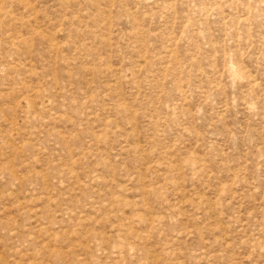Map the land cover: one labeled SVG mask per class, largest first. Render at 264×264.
<instances>
[{
  "label": "rangeland",
  "instance_id": "374dc122",
  "mask_svg": "<svg viewBox=\"0 0 264 264\" xmlns=\"http://www.w3.org/2000/svg\"><path fill=\"white\" fill-rule=\"evenodd\" d=\"M0 264H264V0H0Z\"/></svg>",
  "mask_w": 264,
  "mask_h": 264
}]
</instances>
